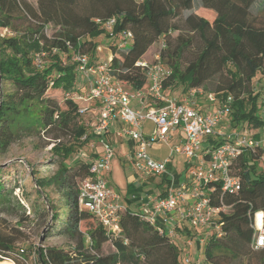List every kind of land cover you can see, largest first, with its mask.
Segmentation results:
<instances>
[{
    "label": "trees",
    "instance_id": "1",
    "mask_svg": "<svg viewBox=\"0 0 264 264\" xmlns=\"http://www.w3.org/2000/svg\"><path fill=\"white\" fill-rule=\"evenodd\" d=\"M256 1L37 0L34 7L26 0H0V27L15 32L14 36L0 38V151L42 131L58 130L75 140L66 145L60 137L55 138V142L59 141L53 148L62 161L53 176L38 180V184L52 185L60 193L66 208L64 216L51 200L43 213L48 216L51 211L52 221L63 223L61 233L76 238L77 247L73 252L56 247L41 250L38 253L41 264H185L179 243L161 233L140 210L127 207L122 212V230L116 235L108 233L90 212L79 208L78 178L83 180L89 176L93 157L90 154L75 160L74 165L65 163L82 149V143L92 138L87 131L88 124L78 122L80 106L85 103L69 95L77 74L74 58L82 53L94 60L92 56L98 44L94 38L103 33L109 19L116 17L114 37L108 43L112 56L110 75L115 81L141 89L147 83V75L136 65L137 61L159 39L165 47L170 45L171 32L180 29L173 19L184 10L195 9L187 15L185 24L200 36L202 47L186 66L182 54L191 45V38L185 39L179 34L173 53H160L162 62L171 69L164 89L177 85L188 92L225 75L223 84L215 92L219 101L232 96L231 124L247 122L249 126L261 128L264 119L258 116L260 94L254 91L252 82L264 69V12L258 22L251 18ZM16 20L22 21L25 31L15 28ZM50 25L57 28L52 36L46 33ZM127 32L133 34L132 43L121 47ZM37 54L50 56L43 69L36 67ZM53 88L67 92L65 110L48 96ZM85 134L87 137L83 140ZM259 164L263 170H254L253 166ZM232 173L240 180V190L234 192L217 185L209 191L211 204L220 210L222 236L207 239L203 247L205 260L212 264H230L256 251L260 264H264V247H253L255 216L260 212L264 216V141L238 156ZM11 193L12 190L0 183V202ZM88 218L96 225L87 231V242L80 223ZM109 240L115 251L103 255V245ZM13 250V243L0 236V262Z\"/></svg>",
    "mask_w": 264,
    "mask_h": 264
},
{
    "label": "built area",
    "instance_id": "2",
    "mask_svg": "<svg viewBox=\"0 0 264 264\" xmlns=\"http://www.w3.org/2000/svg\"><path fill=\"white\" fill-rule=\"evenodd\" d=\"M116 23L117 18L113 17L104 24V27L113 29ZM132 37V32H127L120 46L122 47V44ZM111 59L110 55L105 63L95 62L88 54L82 53H78L74 58L78 64L77 74L83 78L82 83L86 84L87 92L78 93L77 81L69 95L85 103L80 106V114L89 110L88 103L92 101L96 100L100 105L99 116L88 126L89 134L101 146V151H96L92 156L89 176L79 182V208L94 215L96 221L108 233L118 235L121 232V215L127 207L121 195L109 185L107 179L115 149L105 138L111 125L115 121H121L126 127L119 131L118 135L129 136L136 142L134 157L138 172L162 175L167 173L173 153L181 154L186 158L189 164L190 186L185 184L170 188L165 195L149 202L141 212L161 233L176 240L177 226L171 224L173 212L182 206L187 194L190 193L195 201L182 212L181 218L189 221V228L192 230L207 227L206 235L198 239L199 246L204 247L209 237L222 236L220 210L211 204L209 191L214 190L217 185L234 192L240 190V180L232 173L233 162L243 152L258 147L262 141L256 138L249 127H244L241 133H223L221 123L224 120L223 116L231 110L232 96L219 101L215 93L206 94L210 101L213 103L218 101L220 104L215 111L203 113L195 107V97L205 95L201 88H191L182 100L167 95L163 84L170 76L171 69L162 62L160 54H157L152 61L142 58L136 63L146 71L148 88L145 92L140 89L131 92L125 87L126 83L113 80L110 75ZM139 97L142 98V106L132 107V100ZM146 120L152 121L155 126L149 135H145L143 131V123ZM179 128L184 132L185 138L181 144L172 149L170 156L161 160L150 156L149 147L154 143L168 142L172 131ZM210 136L220 137L221 141L210 142L208 141ZM86 137L87 134L82 139ZM254 227L256 232L253 247L263 248L262 212L256 214ZM186 243L192 245L191 239L186 240ZM184 262L191 264L189 258L184 259Z\"/></svg>",
    "mask_w": 264,
    "mask_h": 264
},
{
    "label": "rangeland",
    "instance_id": "3",
    "mask_svg": "<svg viewBox=\"0 0 264 264\" xmlns=\"http://www.w3.org/2000/svg\"><path fill=\"white\" fill-rule=\"evenodd\" d=\"M26 1L36 7L37 0ZM263 7L264 0H257L251 8V18L257 22L261 20L264 12ZM193 11H195V9L184 10L178 17L174 18L173 23L180 26V29L171 32L170 37L168 38L170 45L164 47V41L159 39L149 48L147 54L144 55V59L152 61L155 59L156 55L162 53V51L167 53L169 52L170 54L173 53V50L179 43V34H182L185 39H192L191 45L183 51V65L186 66L189 61L194 59L202 47V41L200 36L192 33L185 24V18ZM196 12H199V10ZM15 24V28L19 29L20 32L26 30V26L22 24V21L16 20ZM56 30V27L50 25L46 33L48 36H52ZM113 33L114 28H105L103 29V33L101 35L94 38L98 44L96 47V54L92 56L94 57L93 61H101L102 63H105L109 60L111 52L108 47V43L113 38ZM14 35L15 32L13 29L0 27V38ZM131 43V40H126L124 47L130 46ZM35 56V63L38 69H43L50 60V56L48 55L45 56L43 54H37ZM166 59L168 60V56ZM164 62L167 63L166 61ZM225 78V75L215 77L201 87L205 93L203 98L207 99L209 103L207 109L206 107L203 108V113H206L211 105L214 106V103L207 98L206 94L218 93L215 92L217 90L216 88L223 84ZM77 81L79 82L77 83L79 84L78 93L85 94L87 92V88L86 84L82 83L83 78L80 74L75 75V81L71 87L74 88ZM1 85L2 81L0 82V86ZM252 85L254 91L260 94L258 116L264 119V69L257 73L253 79ZM80 86H83V88ZM179 88V86L172 88L170 92L173 94H179V92L182 93L183 91ZM66 93L67 92L61 88H53L48 91V96L55 99L60 108L65 110L67 108ZM1 97L2 95L0 94V103ZM216 97L218 99L220 98L219 95H216ZM199 98V95L195 97V100L197 101L195 104L197 106L195 107L197 109H201V106L198 105L201 101ZM249 106L250 105H248V108ZM91 116L92 112L89 109L86 113L80 115L78 122H81L82 124L90 123ZM223 117L224 122H222L223 125L221 127L225 132L241 133L244 127H249V129L251 128L247 122H242L240 124L236 122L235 124H231L232 121L229 113ZM87 131L88 133L90 132L89 127ZM228 132L225 134H228ZM259 132L261 134L260 137H262L260 140L264 141V125L259 128ZM56 137H60L66 145L75 141L65 133L59 132L58 130H54L51 133L42 131L39 135L24 137L17 140L12 143L7 150L3 152L0 151V183H3L7 190H12V193L9 194L4 201L0 202V236L5 237L14 245V250L6 253L5 255L7 256H3L0 264H41L38 260V253L48 247L63 248L72 252L76 250L78 240L61 233L63 223L60 221H52L51 211L48 216L43 213L44 207L50 200L59 208V211L63 214V216L66 213V208L63 206V202L61 200V195L56 188L52 185H45L44 187H41L38 184V180H48L51 176H53L62 161L60 154L55 152L53 148L59 141L57 140V142H55ZM96 146H99L98 143L91 138L88 143H82L80 145L82 149L77 154H73L69 159L65 160V163L74 165L76 162L75 160L87 158L90 154L94 156L96 151H98V149L95 148ZM253 169L263 170V165L259 164L253 166ZM107 179H109L111 185L115 187L112 176H107ZM80 181L81 179L78 178V182ZM45 192L48 193L49 198H47ZM95 225L96 222L92 218H88L80 223V229L87 237V242L89 240L87 231ZM213 231H215V228H213ZM205 235L206 231L203 228H200L193 234L189 235L192 245H188L185 242L188 235H186V237H178L176 241L181 247V258H189L191 260V264H212L211 262L205 260L203 252L204 248L200 247L198 244V239L204 237ZM112 240H109L103 245L101 252L103 255L115 251ZM196 246H198L199 249H196ZM230 264H260L258 260V253L255 251L245 257L234 259Z\"/></svg>",
    "mask_w": 264,
    "mask_h": 264
},
{
    "label": "crops",
    "instance_id": "4",
    "mask_svg": "<svg viewBox=\"0 0 264 264\" xmlns=\"http://www.w3.org/2000/svg\"><path fill=\"white\" fill-rule=\"evenodd\" d=\"M125 87L131 92L138 91V89H135L132 85L129 84H126ZM147 88L148 84L146 83L140 90L142 92H145ZM172 88L173 87H170L166 90L167 95L174 96L177 99L182 100L187 94V92H179V94H173L170 92ZM199 99L201 100L198 104L201 106V109L199 108V110L204 112L203 108L206 107L207 109L209 103L207 99L203 98V95H200ZM141 102V97L134 98L131 102V105L134 108H140L142 106ZM195 102L197 103L196 100ZM219 104L220 103L218 101L214 102V106L211 105L206 113L215 111ZM88 106L92 112L91 122H93L99 116L100 105L95 100L88 103ZM222 122H224V120H222ZM222 125L223 124L221 123V126ZM125 127L126 124H124L123 122L115 121L111 125L109 132L105 134L106 140H108V142H110L115 149L111 171L107 174V176L109 177L112 176L115 187L111 185L109 179L108 182L109 185L121 195L122 201L126 207L142 211L149 202L155 200L159 196H162L170 188L188 184L189 164L187 163V160L183 155L173 153L167 173L156 176L138 172L136 169V159L134 157L136 142L130 139L129 136L121 137L118 135V132L125 129ZM154 128V124L152 122H149V120H146L143 123V131L145 135L151 134ZM251 130L254 132L255 136H261L259 128H254L253 126H251ZM224 132L225 131H223V133ZM227 132L228 131H226L225 133ZM184 138L185 134L182 129H176L172 131L171 139L168 142L154 143L151 147L148 148V153L150 154V156L157 160L164 159L170 156L172 149L181 144L184 141ZM208 141L218 142L221 141V139L210 136L208 138ZM95 148H97L99 152L101 151L100 145L98 147L96 146ZM194 201L195 198L190 193H188L186 200L181 204L182 206H179L173 212V221L171 224L177 226L178 237H186V235H188V238L186 240L190 238L189 235L193 234L198 229L192 230L191 228H189V221L182 219L181 215L188 206L194 203ZM203 229L206 231L207 227ZM196 249H199L198 246H196Z\"/></svg>",
    "mask_w": 264,
    "mask_h": 264
}]
</instances>
